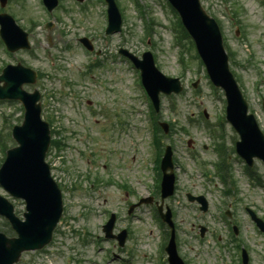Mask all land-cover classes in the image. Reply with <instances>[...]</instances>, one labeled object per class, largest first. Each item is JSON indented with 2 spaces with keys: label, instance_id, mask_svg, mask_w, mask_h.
I'll return each instance as SVG.
<instances>
[{
  "label": "rangeland",
  "instance_id": "1",
  "mask_svg": "<svg viewBox=\"0 0 264 264\" xmlns=\"http://www.w3.org/2000/svg\"><path fill=\"white\" fill-rule=\"evenodd\" d=\"M119 2L124 11L125 26L132 29V36L118 34L111 41L103 37L105 17L103 18L102 12L105 7L97 0H87L88 9L85 10L75 0H65V8L58 12L63 20V23L59 22L60 30L56 26L50 30L43 28V24L50 18L39 0H12L7 8V12L26 31H29L32 20L36 22L35 29L29 31L32 50L20 52L14 58L15 61L21 60L25 66L55 78L46 79L45 88L40 89H44L43 116L46 120L51 119L52 127L58 131L54 138L65 144L60 151L52 150L47 157L55 167L56 179L62 182L65 190L64 221L60 233L55 236V243L50 245L47 254L26 253L21 263L67 264L68 256H71V264H89L87 259L92 257L95 260L91 264H156L157 257L163 255V229L158 225L154 208L143 205L133 211L132 218L128 214L130 205L137 203L139 196L153 195L156 183L150 171L153 151L148 143L150 137L145 116L147 101L136 90L137 74L133 75L128 66L114 64L113 61L120 46H125L138 56L146 49L151 50L161 71L181 78L186 87L181 95L163 97L160 112V120L169 121L175 127L171 142L177 159L178 190L175 200L170 203L179 225L177 231L180 254L190 264H221V261L215 262L213 257L218 259L221 249V254L225 255V264H230L231 259L237 262V252L229 253L228 249L225 252L219 245L216 246L217 236L221 235L223 242L230 238L226 223L218 215L219 219L216 222L214 220L216 211L225 205V199L226 209L233 205L231 210L236 212L237 217L232 218L239 224V239L251 250L252 264H264V234L256 233L254 224L246 213V208H251L264 220V190L245 175L243 161L232 151L237 135L228 124L225 128L227 153L236 181V184L230 185L232 195L224 196L217 190L221 189L220 186L214 183L210 185L211 191L207 193L211 199L210 210L198 219L195 218L197 206L189 204L185 197L187 192L195 195L207 192L203 172L210 171L208 161H216L214 139L207 128V122L216 124L218 116L224 113V94L222 91L215 93L201 60L196 56V49L188 48L186 41H182L185 48H182V44H177V32L173 29L176 17L166 0H140L147 13L155 19L152 46H149L151 42L146 44V25L138 16L134 1ZM209 2L213 3L212 7L208 5ZM203 6L220 22L227 52L235 53L230 60L231 69L264 131V4L260 0H203ZM239 28L241 31L237 35ZM48 34L52 37L57 34L62 36L60 40L53 42L49 53L61 55L59 65L63 68H57L58 64L51 68L46 62L44 52L49 46ZM87 35L99 46L97 49L101 57L110 63L106 67L96 68L95 76L83 78L79 71L83 69L85 58L77 44L79 37ZM67 44H70L67 47H71V50H65ZM182 57L186 62L185 68L181 63ZM14 58L6 56L0 45V67ZM64 77L71 85L67 89L59 80ZM197 80L200 82L194 88L193 84ZM26 89L32 91L33 87L27 86ZM52 92L57 94H51ZM60 92L63 94L59 95ZM138 109L143 111L145 119L143 115L141 118ZM204 110L209 114L208 119L203 116ZM120 112L130 124L142 121L145 126H138L132 140H119L118 128H112L111 121L118 120L112 114L116 113L122 118ZM22 113L17 103H0V165L4 158L3 146L14 145L10 134L13 126L21 123ZM126 120H119L120 125ZM190 139L193 141L192 147L188 146ZM196 155L203 159L200 163L191 159V156ZM89 156L94 159L87 160ZM106 159H109V163ZM202 163L205 164L201 165ZM253 172L264 177L263 164L259 163ZM97 178L100 182L90 189L91 182ZM122 183H127L131 193L125 194L124 189L120 188ZM75 185L76 190L71 189ZM0 194L6 196L1 187ZM15 205L18 215L22 216L25 208L23 202L17 201ZM111 213L119 216L115 232L125 228L129 231L126 250L121 249L114 241H104L102 225ZM3 221L0 217V229H3ZM200 227L207 228L203 241L199 237ZM165 230H168L167 227ZM93 245L94 250L97 246H102L103 252L100 248L94 255ZM110 252L123 259L131 255L130 258L133 259L130 263L127 260L116 261L112 259ZM115 258L117 257L114 256Z\"/></svg>",
  "mask_w": 264,
  "mask_h": 264
},
{
  "label": "water",
  "instance_id": "2",
  "mask_svg": "<svg viewBox=\"0 0 264 264\" xmlns=\"http://www.w3.org/2000/svg\"><path fill=\"white\" fill-rule=\"evenodd\" d=\"M177 6L180 9L185 22L189 28V30L193 33L195 38L197 39L199 48L202 50H206V57L207 59L212 63L215 64L217 62L216 56H222L223 52L220 46V40L218 34L215 35L216 42H214V38L207 34L206 30L204 31L203 25L206 24V18L204 14L199 9L198 6V0H176ZM114 23L118 24V21L114 18ZM207 37V38H206ZM207 39L211 43H213V46H210L207 42ZM210 46V49H207V46ZM212 54V56H211ZM217 64V63H216ZM26 80H19L18 82L13 83V88H15L14 93L11 96H18V98H23L22 92H21V86ZM20 96V97H19ZM13 98V97H11ZM39 110L37 109L36 118H38ZM237 116L239 118H242L244 114L246 113V107L244 105L240 106L237 111ZM244 143L241 145L243 147L242 152L248 155L249 157L258 155L261 151L255 150L253 147L250 149H244V146L248 143V139L250 136L254 138L255 134L258 135V133L255 132H247L246 130L242 131ZM42 137L44 138L45 142V150L47 149V137L46 134L43 133ZM17 138L20 142L23 141L24 136L23 133L17 134ZM12 161V158L9 159V163ZM4 181L7 183V185L12 188L16 193L27 195L31 197V201L36 205L38 203V191L41 189L42 186L47 184L48 180L43 181V179L37 180L36 183L31 182L30 180H25L24 178L16 177L13 173V170L8 171V174H5L3 176ZM32 186L31 189L26 188V186ZM45 195V194H44ZM49 195V193H48ZM51 195H54V192H51ZM13 242H8V247L14 249L15 246L12 245ZM10 248V249H11ZM11 249V250H12ZM14 261V259H9V257H5L4 254L0 251V264H10Z\"/></svg>",
  "mask_w": 264,
  "mask_h": 264
}]
</instances>
